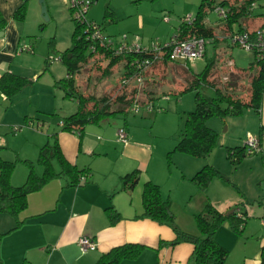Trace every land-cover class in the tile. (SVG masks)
<instances>
[{"label":"crops","instance_id":"0c3cea01","mask_svg":"<svg viewBox=\"0 0 264 264\" xmlns=\"http://www.w3.org/2000/svg\"><path fill=\"white\" fill-rule=\"evenodd\" d=\"M24 1L27 4L25 18L17 21L13 13ZM38 1L0 0V14L5 20L3 26L0 25V31L3 32L0 36V75L10 72L33 78L41 69V64L32 66L29 57L14 55V49L20 43V34H25L27 21L33 19L40 24ZM61 1L44 0L48 19L55 18V14L61 10L66 11L60 7ZM223 36L229 43L227 34ZM214 56L216 59L219 56L216 49ZM226 62L233 70H239L230 59ZM170 64L184 68L182 63ZM40 75H43V71L37 76L36 82L40 81ZM0 99L11 100L1 92ZM21 112L22 109L13 103L9 106L0 104V116L4 117L7 113L12 117L17 114L20 116ZM3 121L4 118L0 119V129L5 132L7 123L11 121ZM102 123L87 125L80 137L76 133L57 129V141L62 155L71 165L87 172L86 180L76 186L69 185L71 179L62 175L47 182L40 190L30 193L26 209L18 216V225L14 217L0 213V264H94L102 253L125 243H139L146 248L136 259L124 260L119 264H194L192 244L182 242L158 248L160 241L175 238L173 230L140 217L143 212L142 186L148 180L160 186L163 198L168 196L177 226L189 234H200L194 215L202 211L207 203L223 213L244 205L242 209L248 214L247 218L264 215V95L258 113L244 109L240 115L227 116L221 120V124L227 123V127L219 136V148L213 156L207 160L180 156L183 165L179 167L178 176L172 172L168 175L161 161L157 160V156L154 157L157 146L151 136L141 138V130L129 131L125 128L127 143H122L117 138V129L122 126L104 128ZM213 124L211 128L217 131L216 123ZM26 131V135L33 132ZM249 134L260 138V151L244 153L239 161H232L236 155L230 157L229 150L242 148ZM9 145L10 140L6 139L5 146ZM34 148L39 149V145ZM17 152V155L26 158L25 153L20 155ZM217 155L220 158L217 162H222L223 166L216 162ZM205 164L226 174L233 188L213 180L205 190H201L191 181V177ZM54 165L58 170L56 163ZM133 170L139 171L138 183L132 189L120 190V177ZM25 178L26 170L22 167L17 173H12L10 181L17 186ZM110 206L120 215L114 224L110 223L106 212ZM82 236L90 237L96 243V248L82 253L78 245V239ZM215 239L228 250L225 264H260L261 250L264 248V227L257 220L246 219L239 235L232 230L228 221H224Z\"/></svg>","mask_w":264,"mask_h":264},{"label":"trees","instance_id":"16d2710c","mask_svg":"<svg viewBox=\"0 0 264 264\" xmlns=\"http://www.w3.org/2000/svg\"><path fill=\"white\" fill-rule=\"evenodd\" d=\"M258 6L256 0H200L194 17L190 16V22L188 23L182 22L181 19L176 32L172 36L175 35L177 40L192 37L212 38L211 43L214 44L217 42L218 37L213 27L206 24L205 17L210 9L216 10L217 8H222L225 10V17H219L225 22L223 32L224 35L227 34L226 39L228 40V36L234 32L232 28L234 22H239L237 31L243 28L250 30L247 28V25L242 26L241 24L243 22L247 23V20L254 15L264 16V14H255ZM26 11L27 4L24 1L15 9L13 18L17 21H23ZM112 14V11L107 10L105 17ZM4 23L5 20L0 14V25L3 26ZM73 25L71 47L60 56L61 62L66 67V77L57 80L56 84L65 91V97L77 100V109L63 118L60 131L73 132L80 137L84 128L89 124H99L117 115H122L125 118L127 114L131 112L135 113L133 111L135 103L139 107L150 108L149 110L153 109V95L144 96L145 98H141L140 101L134 100L135 88L127 86L128 82L126 80L128 79L126 78L140 75L144 79L146 77L145 73H148L146 71L157 67L161 62H180L172 61L167 54L157 60H153V57L147 53L128 52L123 55H114L110 49L101 46L99 43L94 44L96 49L92 51L88 48V42L82 35L84 31L83 26L75 22H73ZM262 27H264V22L257 28ZM229 45H231L230 42ZM97 56L108 60L105 68L107 74L110 73L114 65L123 63L122 75L124 77L121 82V92L116 98L111 99L109 96H102L100 98L84 96V94L79 93L76 89L73 75L81 70V67L87 60ZM145 58L150 59L151 64L148 69L143 70L138 68L136 63L142 62ZM215 64L216 58L213 56L199 73L189 71V68L184 65L185 70L191 74L192 78L186 81L187 84L182 86L179 91L193 90L195 92V107L186 115L184 128L176 139L174 150L196 158H206L218 145V133L206 124L208 118L212 116L219 118L237 116L244 109H252L258 113L261 108L262 95H264V61L254 56L253 62L249 64L247 69L233 70L229 65L230 71L227 76L222 77V84H219L221 83V79L214 78L216 74ZM242 77L244 79L248 78L247 98H242V94H236L239 81L242 82L244 80ZM31 81L27 77L4 72L0 75V92L8 99L12 98ZM202 88L209 89L212 91V94L205 96L201 91ZM120 128L126 133L127 139L126 125L118 129ZM2 147L5 146H0V148ZM229 151L230 157L233 154L236 155L232 159L234 162L239 161L245 155L243 147L232 148ZM23 162L28 166V174L21 185L14 186L10 178L15 163L2 159L0 156V213H7L14 217L16 225L20 223L18 216L26 209L30 193L40 190L47 182L62 175H66L71 179L69 185L76 186L81 183L79 178L87 174L86 171L77 169L64 158L58 145L57 132L54 134L52 145L45 143L39 149L37 163L42 168L40 174L36 172L34 162L26 159ZM55 163L58 166V170L55 169ZM215 177L225 178L213 166L205 164L191 177V181L201 190H205L210 181ZM119 181L120 190L132 189L139 181V171L133 170L126 173L120 177ZM226 182L228 183L229 181L226 179ZM141 202L143 212L140 217L150 219L160 225H166L175 234V238L171 241H160L158 248L174 246L182 242L190 243L193 245L192 258L194 264H225L228 250L216 241V232L224 221H228L232 230L239 235L248 217V214L242 208H240L239 216L235 211L226 215L211 203H207L202 211L194 215V220L200 234L193 235L183 232L177 226L175 216L170 208V200L162 197L158 184L150 180L143 183ZM106 212L111 224L120 219L119 213L112 206L106 208ZM145 248L146 246L139 243L118 245L102 253L94 264H119L124 260H133ZM260 264H264V248L261 250Z\"/></svg>","mask_w":264,"mask_h":264},{"label":"rangeland","instance_id":"374dc122","mask_svg":"<svg viewBox=\"0 0 264 264\" xmlns=\"http://www.w3.org/2000/svg\"><path fill=\"white\" fill-rule=\"evenodd\" d=\"M61 2L62 6L60 7H64L63 10L66 11L57 12L55 18L50 17L45 20L40 13V24L29 19L24 29L25 34H20V43L14 49V55L29 57L32 66L41 64V69L36 72L33 78H29L32 81L13 97L15 99H0L1 105L9 106L13 103L22 109L20 116L17 114L12 117L10 113L4 117L0 116V119L4 118L3 123L11 121L7 123L8 128L5 132L4 129H0V137L5 140L4 146L6 139L10 140L9 146L0 148V156L2 159L15 163L14 174L24 167L27 176L28 166L23 162L25 159L34 162L35 170L39 174L41 173L42 168L37 163L40 147L45 143L53 144L54 134L57 129L60 131L63 118L77 109V100L65 97V91L56 84L57 80L66 77V67L57 58L71 47V33L74 26L67 4ZM256 2L259 6L255 10V14H264V0H256ZM199 4L200 0H96L89 7L85 18L100 24L103 34L111 37L115 43L126 36L128 43L131 44L135 41L143 46L149 45L152 41L164 44L176 32L181 19L187 16L194 17ZM107 10L112 11L113 14L105 17ZM141 21H143L142 24ZM205 22L213 27L218 40L215 42L216 44L206 45L203 58L185 66L191 72H201L207 61L214 56L216 49L219 56L216 59L214 78L221 79L219 84H222V77L227 76L230 71L227 59L235 64L236 69H247L253 62L254 56L252 52L239 45L231 46L225 41L223 36L225 22L215 9L208 11ZM262 22H264V16L254 15L247 20V25L249 29H252L258 27ZM238 25L239 22L232 24L234 32L237 31ZM107 62V59L99 56L90 58L83 64L81 70L73 75L74 84L79 93L96 98L109 96L111 99L120 94L121 82L124 77L122 75L123 63L114 65L112 71L110 70L112 73L107 74L105 72ZM41 71H43V75H40V81L36 82ZM146 72H148L145 73L146 79H141V81L133 76L126 78L128 79L127 86L135 88L134 100L140 101L141 98L153 95V109L139 107L137 112H131L125 118L122 115H117L110 117L102 124H104V128L113 127V129L117 125H126L129 131L141 130V138H150L151 136L157 146L154 150V157L157 156V160L161 161L168 175L172 172L173 175L178 176L179 167L181 164L183 165L182 160L179 159L180 156L189 155L175 151L174 146L184 128L187 113L195 107V92L193 90L180 92L179 90L192 77L185 68H179L170 62H161L157 67L150 71L148 69ZM242 79L244 78L242 77ZM238 84V94H242V98H247L248 78ZM201 91L205 96L212 94L209 89L202 88ZM221 120L223 118L212 116L206 121L209 127H214L213 122H215L218 129V145L206 157V160L213 156L215 150L219 148V136L227 127V123L221 124ZM9 123L11 125H8ZM1 124L2 122H0ZM13 128L18 129L13 131ZM26 130L33 132L26 135ZM35 145H39V149L34 148ZM17 151L20 155L25 153L26 158L17 155ZM217 159H220L218 155L216 162ZM217 163L222 165V162ZM214 168L225 178L215 177L210 182L218 180L223 186L233 188L229 183L231 182L230 178L218 168ZM226 179L229 181L228 183ZM262 191H264V184H262ZM239 207L244 208V205ZM181 208L184 210L183 204H181ZM262 216L259 218L250 216L247 220H257L264 227L261 222Z\"/></svg>","mask_w":264,"mask_h":264},{"label":"built area","instance_id":"2783aa9c","mask_svg":"<svg viewBox=\"0 0 264 264\" xmlns=\"http://www.w3.org/2000/svg\"><path fill=\"white\" fill-rule=\"evenodd\" d=\"M67 4L70 11L72 21L83 26V37L88 42V48L95 51V43H99L110 49L114 55H123L128 52L131 53H147L153 57V60L161 59L165 54L168 55L169 59L172 61L183 63L188 65L195 60L204 57L206 45L212 42L211 39L203 37H192L184 40H177V38L172 36L169 41L161 44L160 42L152 41L147 46H143L137 41L134 43H128L126 36H123L117 43L113 42L111 37L103 34L101 25L96 24L94 21H88L85 15L89 7L96 2V0H63ZM220 17H225V10L222 8L216 9ZM182 22H190V16L182 19ZM252 30L239 29L238 31L232 32L228 36V40L231 45H239L247 51L253 53V55L264 61V27L256 28L253 32ZM61 61L60 56L57 58ZM152 60V61H153ZM138 68L143 70L148 69L150 66V59H144L142 62L136 63ZM131 77V76H130ZM137 77L139 81L143 79L140 75L133 76ZM128 82V80H126ZM125 82V83H126ZM139 108L138 104L133 105V111L137 112ZM150 109V108H149ZM16 130V128H13ZM118 139L127 143L126 133L122 128L117 131ZM5 144L4 138L0 137V146ZM244 153L253 154L260 151V138L252 135H247L244 141ZM80 181L86 180L85 176L79 178ZM234 211L237 215H240V208H235ZM233 211V212H234ZM262 225H264V216L261 218ZM78 245L82 253L94 250L96 248V243L87 236H82L78 239Z\"/></svg>","mask_w":264,"mask_h":264},{"label":"water","instance_id":"95a60500","mask_svg":"<svg viewBox=\"0 0 264 264\" xmlns=\"http://www.w3.org/2000/svg\"><path fill=\"white\" fill-rule=\"evenodd\" d=\"M39 4H40V7H41V16L45 19V20H48V14H47V9H46V6H45V3H44V0H39L38 1ZM3 32L0 31V36H2ZM233 209L227 211L225 214L226 215H229L231 213H233Z\"/></svg>","mask_w":264,"mask_h":264}]
</instances>
